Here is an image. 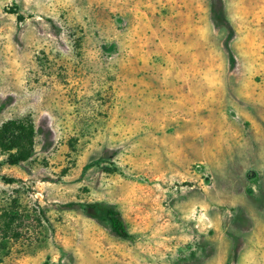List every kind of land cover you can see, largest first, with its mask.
Segmentation results:
<instances>
[{
    "label": "rangeland",
    "instance_id": "374dc122",
    "mask_svg": "<svg viewBox=\"0 0 264 264\" xmlns=\"http://www.w3.org/2000/svg\"><path fill=\"white\" fill-rule=\"evenodd\" d=\"M0 264H264V0H0Z\"/></svg>",
    "mask_w": 264,
    "mask_h": 264
},
{
    "label": "trees",
    "instance_id": "16d2710c",
    "mask_svg": "<svg viewBox=\"0 0 264 264\" xmlns=\"http://www.w3.org/2000/svg\"><path fill=\"white\" fill-rule=\"evenodd\" d=\"M29 158V152L19 153L11 156L10 163L16 165L20 161ZM84 212L90 216L102 214L109 224L112 232L121 239L130 238L121 220L120 214L113 208H102L99 204H88L83 207Z\"/></svg>",
    "mask_w": 264,
    "mask_h": 264
}]
</instances>
